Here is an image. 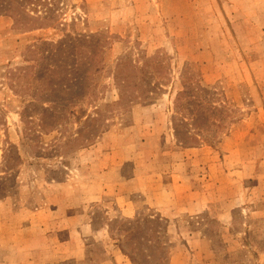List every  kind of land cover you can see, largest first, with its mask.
I'll list each match as a JSON object with an SVG mask.
<instances>
[{"label":"rangeland","instance_id":"374dc122","mask_svg":"<svg viewBox=\"0 0 264 264\" xmlns=\"http://www.w3.org/2000/svg\"><path fill=\"white\" fill-rule=\"evenodd\" d=\"M257 207L264 0H0V264H132L146 217L163 264H264Z\"/></svg>","mask_w":264,"mask_h":264},{"label":"trees","instance_id":"16d2710c","mask_svg":"<svg viewBox=\"0 0 264 264\" xmlns=\"http://www.w3.org/2000/svg\"><path fill=\"white\" fill-rule=\"evenodd\" d=\"M26 27V26H25ZM28 28H32V27H26V29ZM61 53L64 52H69L70 50H61ZM57 51H54V56L55 60H56V65L55 67L53 66H49L48 68L50 70H56L59 67L61 68H66L68 65V62H60V59L57 57V55H61L59 53H56ZM71 64H73L76 68L72 67V69L70 70L71 73H73V75H71V77H67L68 80H70L71 78H74L75 82H69V84H74V83H79L82 78L80 75H78V68H80V65L76 62H74V60H71ZM68 70V69H67ZM68 73V71H67ZM33 103V102H32ZM37 103V100L35 102V104ZM142 221L144 223L147 222V224L145 225V228L150 229L148 231V233L145 231L143 234H138L140 228H136V229H132V226H129L128 228H131V233L129 234V243L128 240H121L120 243V248H121V252L126 255L132 264H163V261L165 259V253L162 251V246H161V234L163 231V227L161 230V225H160V220H152L149 217L146 218H141ZM141 219L136 217L134 219H129L127 220L129 224H140ZM150 224V225H148ZM135 226V225H134ZM139 235L138 240L135 239L136 236ZM131 239V240H130Z\"/></svg>","mask_w":264,"mask_h":264},{"label":"crops","instance_id":"0c3cea01","mask_svg":"<svg viewBox=\"0 0 264 264\" xmlns=\"http://www.w3.org/2000/svg\"><path fill=\"white\" fill-rule=\"evenodd\" d=\"M213 167L214 166H212V165L209 166L210 171L213 170L212 169ZM186 175H187V173H186ZM185 178H186V176L184 175L183 178H179V179L184 180ZM137 180H139V179H137ZM155 185H157V187H155L156 189L153 188V190H156V192H154V193L153 192H147V187H149V186H147L146 188H143V190H140V191H145V192H143L144 193L143 197H142V195H140L141 196L140 199L139 198L134 199V197L127 199L128 201L126 200L127 202L125 203L126 204L125 207L122 208L123 214L128 215V216L132 215L135 212V210L139 206H142L143 204H147L151 207H155L158 209H160V208L163 209L167 206H170L171 202L170 203L168 202L169 197H166L163 192H161V193L158 192V191H160L161 188H163V185H161V184L158 185L156 183H155ZM152 187H154V186H152ZM194 189H195V185H194ZM195 192H196V189L194 190L193 193H195ZM191 199H192V201H197L200 198H199V196H195L194 198H191ZM249 212L252 213L253 215H264V207H257V209L250 210ZM222 213H224V211L221 212V214ZM221 218L222 217L219 216L217 219L219 221H222ZM229 219L230 218L228 217L226 220H229Z\"/></svg>","mask_w":264,"mask_h":264}]
</instances>
